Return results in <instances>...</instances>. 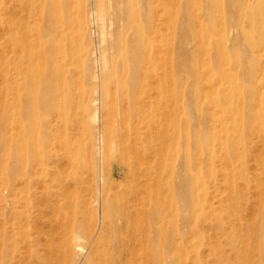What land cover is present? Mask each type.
Here are the masks:
<instances>
[{
  "label": "rangeland",
  "instance_id": "obj_1",
  "mask_svg": "<svg viewBox=\"0 0 264 264\" xmlns=\"http://www.w3.org/2000/svg\"><path fill=\"white\" fill-rule=\"evenodd\" d=\"M94 1L65 0L70 16L86 23L72 44L78 53L67 58L70 68L67 84L60 89L58 110L44 112L38 103L26 126L29 146L16 156L11 122L19 115V100L9 90L11 31L26 26L32 34L36 32L42 26L40 12L49 4L0 0V264H264V136L255 127L245 126L241 174L228 178L230 170L222 167L228 161L237 164V158L220 155L208 177L205 161L201 171L204 191L197 200L187 197L185 205L182 194L187 189L181 184L182 176L198 173L196 166L189 169L186 165L187 151L193 147L185 133L209 122L195 117L187 121L192 118L182 110L186 94L172 84L173 125L182 131L169 147L175 154L166 151L163 159L155 154L134 159L137 154L124 149L135 167L130 171L121 166L117 139L124 138L132 122L123 116L126 107L121 93L98 91L96 81L87 74V69L98 73L102 66L98 50L104 43L89 15ZM99 4L111 10L108 0H99ZM174 4L175 9H183L184 0ZM203 11L199 16L205 15ZM180 20L174 23L179 26ZM77 26L71 31H78ZM173 42L177 46L178 38ZM186 48L190 58L199 56L195 38H189ZM106 55L109 59L114 54L109 49ZM181 79L190 82L177 74L174 82ZM53 115L55 123L44 132ZM26 178L28 185H23ZM5 179L12 186H4ZM198 203L204 207L201 212ZM77 244L83 248L80 253Z\"/></svg>",
  "mask_w": 264,
  "mask_h": 264
},
{
  "label": "bare ground",
  "instance_id": "obj_2",
  "mask_svg": "<svg viewBox=\"0 0 264 264\" xmlns=\"http://www.w3.org/2000/svg\"><path fill=\"white\" fill-rule=\"evenodd\" d=\"M43 1L49 6L40 12L42 26L35 33L26 26L11 31L13 59L7 70L11 82L9 90L19 100V115L11 122L14 123L16 156L29 146L26 126L33 111L39 108L38 103L44 112L58 110L60 89L67 84L66 74L70 68L67 58L78 53L72 44L86 24L84 19L78 22V18L70 16L65 0ZM174 2L108 0L111 10L107 11L100 6L99 0H95L94 7L89 9L90 21L95 23L100 42L105 45L97 49L98 61L102 60L99 72L91 73L89 68L87 74L96 81L97 90L101 89L105 94L114 90L122 95L120 98L126 107L123 116L132 123L124 138L118 137L117 141L121 143L117 150L120 165H126L130 171L134 165L125 156L128 151L137 154V157L132 155L134 159L151 154L160 159L166 151L170 156L175 154L169 147L175 135L182 136V131L173 125L175 90L172 84L186 94L182 110L186 109L192 118L187 121L195 117L209 122L205 127H194L192 133H185V139L193 147V151H187L186 165L189 169L191 165L198 169L197 175L182 176L181 184L187 189L182 194L186 205L187 197L197 200L204 191L201 171L205 161L206 176L210 177L220 155H225L228 160L237 158V164L228 161L227 166L222 167L230 170L227 177L231 179L233 174H241L243 164L239 160L246 154L240 150L247 140L245 126L251 130L255 127L257 134L264 136V0H184L180 10L174 8ZM201 10H205V15L199 16ZM28 12L30 15V9ZM179 17L182 21L177 26L174 22ZM88 21L87 24H91ZM75 25H79L78 31L73 32ZM110 37L113 39L109 40ZM174 37L178 38L177 46ZM189 38L196 40L198 57L190 58L186 48ZM228 41L230 46H227ZM109 49L114 55L108 59L106 51ZM176 74L187 76L190 82L185 83L182 79L174 82ZM54 116L43 128L44 132L52 122L55 123ZM233 129L239 130L236 135L230 133ZM99 137L97 140L100 141ZM139 159L136 160L138 163L141 162ZM22 181L23 185H28V178ZM2 182L6 187L12 186L6 179ZM157 208L155 213L159 215ZM203 208L198 203L197 210L201 212ZM261 238L264 251V234ZM76 251L80 253L83 248L77 244Z\"/></svg>",
  "mask_w": 264,
  "mask_h": 264
}]
</instances>
